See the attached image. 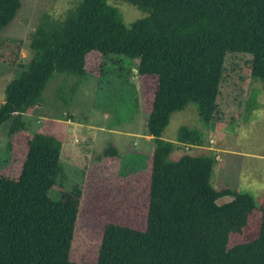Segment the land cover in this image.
<instances>
[{
    "label": "trees",
    "instance_id": "1",
    "mask_svg": "<svg viewBox=\"0 0 264 264\" xmlns=\"http://www.w3.org/2000/svg\"><path fill=\"white\" fill-rule=\"evenodd\" d=\"M122 1L145 16L127 26L109 0H77L62 19L43 15L24 64L23 41L1 37L24 0H0V64L21 70L6 88L0 128L11 122L9 136L25 134L28 146L20 177L0 176V264H86L72 259L83 189L62 191L57 201L50 196L64 175V143L33 131L24 114L43 102L56 72L78 78L58 90L69 104L81 80L102 82L113 56L137 62L155 148L144 227L109 222L95 264H264V200L257 205L249 193L216 190L214 150L173 156L180 145L204 147L213 124L238 121L247 90L234 79L238 68L264 82V0ZM191 104L202 128L183 126L176 142L164 140L173 114ZM118 154L112 145L105 152ZM226 196L234 200L219 205Z\"/></svg>",
    "mask_w": 264,
    "mask_h": 264
},
{
    "label": "rangeland",
    "instance_id": "2",
    "mask_svg": "<svg viewBox=\"0 0 264 264\" xmlns=\"http://www.w3.org/2000/svg\"><path fill=\"white\" fill-rule=\"evenodd\" d=\"M76 1L24 0L18 18L1 35L3 39L23 41L20 63L27 64L32 56L31 35L42 16L49 14L62 19ZM109 4L120 9L127 26L145 16L122 0H109ZM136 66L137 62L130 58L113 56L102 82L97 77L81 80L69 104L59 98L58 90L62 86L69 88L78 78L56 72L43 93V102L24 114L33 131L56 136L64 143V175L51 191V198L57 201L62 191H71L76 186L83 189L72 249V259L77 262H97L103 232L109 222L136 228L145 225L155 141L147 133L149 110L141 104L145 82L137 76ZM20 73L18 65L0 64V106L5 102L6 88ZM234 79L247 88L238 121L233 124L225 118L220 124H213L207 131L204 147L180 145L173 156L214 150L218 161L212 186L216 190L230 188L249 193L259 205L264 200V82L249 79L244 66L238 68ZM230 88L224 85L223 92L227 94ZM231 109L230 115H236L237 110ZM11 124L0 128V176L18 179L28 153L27 136L21 133L9 136ZM183 126L202 128L195 104L173 114L163 139L176 142ZM111 145L118 149L116 159L105 156ZM233 200L226 196L218 204Z\"/></svg>",
    "mask_w": 264,
    "mask_h": 264
}]
</instances>
